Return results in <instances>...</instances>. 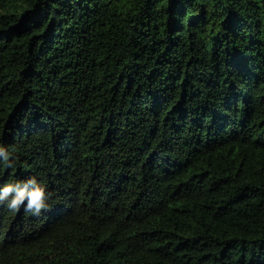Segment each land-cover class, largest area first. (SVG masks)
I'll return each mask as SVG.
<instances>
[{
  "label": "trees",
  "instance_id": "obj_1",
  "mask_svg": "<svg viewBox=\"0 0 264 264\" xmlns=\"http://www.w3.org/2000/svg\"><path fill=\"white\" fill-rule=\"evenodd\" d=\"M0 264H264V0H0Z\"/></svg>",
  "mask_w": 264,
  "mask_h": 264
},
{
  "label": "clouds",
  "instance_id": "obj_2",
  "mask_svg": "<svg viewBox=\"0 0 264 264\" xmlns=\"http://www.w3.org/2000/svg\"><path fill=\"white\" fill-rule=\"evenodd\" d=\"M0 156L8 161L9 166H13L14 162L9 161L8 151L2 146H0ZM50 195L46 186L35 178H30L4 185L0 189V203L6 202L8 209L12 212H18L23 207L26 213L39 216L43 210L49 207L47 201Z\"/></svg>",
  "mask_w": 264,
  "mask_h": 264
}]
</instances>
